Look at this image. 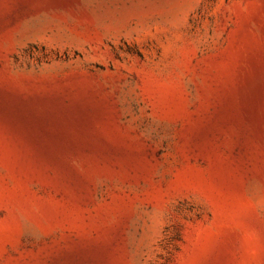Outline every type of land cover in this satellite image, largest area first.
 <instances>
[{"label":"rangeland","instance_id":"1","mask_svg":"<svg viewBox=\"0 0 264 264\" xmlns=\"http://www.w3.org/2000/svg\"><path fill=\"white\" fill-rule=\"evenodd\" d=\"M0 264H264V0H0Z\"/></svg>","mask_w":264,"mask_h":264}]
</instances>
